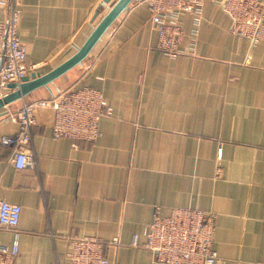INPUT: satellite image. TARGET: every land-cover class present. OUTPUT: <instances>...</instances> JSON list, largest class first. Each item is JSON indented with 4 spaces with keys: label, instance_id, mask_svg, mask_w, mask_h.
Here are the masks:
<instances>
[{
    "label": "crops",
    "instance_id": "obj_1",
    "mask_svg": "<svg viewBox=\"0 0 264 264\" xmlns=\"http://www.w3.org/2000/svg\"><path fill=\"white\" fill-rule=\"evenodd\" d=\"M225 1L205 0L197 37L192 15L179 16L187 53L172 58L156 47L147 0H136L56 81L54 93L89 86L104 94L113 114L95 142L54 139V111L38 109L29 146L36 166L19 170L1 138L18 131L8 117L24 100L0 110V200L22 209L15 264H70L72 236L104 239L111 264H160L132 237L143 241L156 210L173 208L216 215V264H264V42L233 33ZM18 2L27 62L41 74L73 55L110 6ZM50 96L41 89L25 101ZM14 236L1 229L0 243Z\"/></svg>",
    "mask_w": 264,
    "mask_h": 264
},
{
    "label": "built area",
    "instance_id": "obj_2",
    "mask_svg": "<svg viewBox=\"0 0 264 264\" xmlns=\"http://www.w3.org/2000/svg\"><path fill=\"white\" fill-rule=\"evenodd\" d=\"M153 29L158 33L157 49L176 58L187 52L181 48L184 30L178 22L181 14L192 15V34L197 37L203 20L205 0H147ZM224 12L232 21V31L246 37L252 46L264 42V0H226ZM6 13L2 17V13ZM22 9L18 0H0V97L9 90V83H21L31 75L27 62V48L19 36ZM51 109L55 117L52 125L54 139L67 138L74 146L80 142H95L101 136L100 121L113 114L104 94L83 86L58 90L53 96L34 101H22L19 109L9 115L18 123V131L1 138V144L12 150V163L22 170L36 166V158L29 146L33 141L38 109ZM222 149L218 159H221ZM222 168L217 169V177ZM22 209L18 204L0 200V230L15 232L10 245L0 243V264H15L19 254L17 232ZM132 237L131 245L150 251L160 264H216V215L192 208H173L166 216L157 209L153 220L143 232ZM118 244V238L112 241ZM107 243L92 236L69 238L70 264H111L106 255Z\"/></svg>",
    "mask_w": 264,
    "mask_h": 264
},
{
    "label": "water",
    "instance_id": "obj_3",
    "mask_svg": "<svg viewBox=\"0 0 264 264\" xmlns=\"http://www.w3.org/2000/svg\"><path fill=\"white\" fill-rule=\"evenodd\" d=\"M134 1L136 0H103L102 7H108L107 5L110 4L107 12L96 22L84 43L77 47L76 52L45 74L33 72L21 83H9L6 87L10 91L0 97V110L25 100L41 89H46L53 96L56 81L84 63L106 32Z\"/></svg>",
    "mask_w": 264,
    "mask_h": 264
},
{
    "label": "rangeland",
    "instance_id": "obj_4",
    "mask_svg": "<svg viewBox=\"0 0 264 264\" xmlns=\"http://www.w3.org/2000/svg\"><path fill=\"white\" fill-rule=\"evenodd\" d=\"M232 29V28H231ZM250 42V41H249Z\"/></svg>",
    "mask_w": 264,
    "mask_h": 264
}]
</instances>
